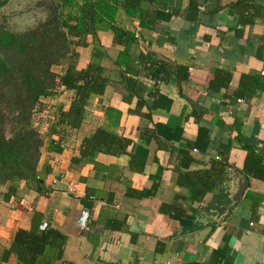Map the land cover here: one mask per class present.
I'll list each match as a JSON object with an SVG mask.
<instances>
[{
	"label": "crops",
	"instance_id": "0c3cea01",
	"mask_svg": "<svg viewBox=\"0 0 264 264\" xmlns=\"http://www.w3.org/2000/svg\"><path fill=\"white\" fill-rule=\"evenodd\" d=\"M149 9L153 28L120 12L118 23L137 37L126 51L112 31L89 37L104 49L109 84L90 99L80 129L66 131L62 153L42 150L48 194L20 182L5 201L1 187L0 258L39 212L67 237L57 264H264V0H159ZM150 52L188 78L137 74L134 59ZM91 60L90 49H79L75 68ZM73 98L61 88L50 100L67 110ZM98 128L129 141L127 152L74 162ZM249 149L259 160L252 172L244 169ZM247 179L227 215L226 207L207 211ZM83 208L88 232L78 227Z\"/></svg>",
	"mask_w": 264,
	"mask_h": 264
},
{
	"label": "trees",
	"instance_id": "16d2710c",
	"mask_svg": "<svg viewBox=\"0 0 264 264\" xmlns=\"http://www.w3.org/2000/svg\"><path fill=\"white\" fill-rule=\"evenodd\" d=\"M13 1L0 0V12ZM157 3L159 0H35L29 7L32 5L42 17L24 30L14 29L10 18L1 14L0 187L8 189L5 201L16 195L20 182L40 194L49 193L39 172L42 150L62 153L66 131L80 129L90 99L102 95L109 84L100 61L104 49L99 43L91 44L89 37H96L100 31H112L114 42L126 51L137 37L118 23L120 12L130 19H139L144 28H153L156 15L149 6ZM79 49H90L92 58L81 70L74 64ZM134 60L140 65L136 73H144L155 81H169L174 74H178V79L188 78L187 70L173 67L152 52ZM134 60L129 59L128 64ZM55 68H61L62 73ZM61 88L73 91L74 98L67 110L63 105L54 106L49 130L42 135L34 126V115L46 112L44 102L55 98ZM106 130L98 128L94 136L85 138L81 156L73 161L96 164L99 153H126L129 141ZM55 136L59 139H54ZM257 163L259 160L249 149L245 171L252 172ZM227 168L220 162L216 166L223 176ZM50 171L46 167L45 172ZM229 203V193L224 189L214 197L207 211L222 213ZM42 222V214L34 212L31 228L16 232L10 247L4 249L1 262L8 263L13 256L16 264H57L63 260L66 235L50 226L41 230Z\"/></svg>",
	"mask_w": 264,
	"mask_h": 264
},
{
	"label": "rangeland",
	"instance_id": "374dc122",
	"mask_svg": "<svg viewBox=\"0 0 264 264\" xmlns=\"http://www.w3.org/2000/svg\"><path fill=\"white\" fill-rule=\"evenodd\" d=\"M35 0H14L4 11L0 12L10 18L11 26L16 30H24L27 27L36 23V18H41L42 15L33 9L31 3ZM29 10V11H28ZM55 71L60 73V68H55ZM54 99V98H53ZM47 106V112H38L34 115V126L40 130L42 135H45L49 130L50 124L54 117V106L59 105L52 103V100H46L44 102ZM4 189L0 187V192Z\"/></svg>",
	"mask_w": 264,
	"mask_h": 264
},
{
	"label": "built area",
	"instance_id": "2783aa9c",
	"mask_svg": "<svg viewBox=\"0 0 264 264\" xmlns=\"http://www.w3.org/2000/svg\"><path fill=\"white\" fill-rule=\"evenodd\" d=\"M48 226L49 224L43 221L40 229L45 230L48 228ZM78 227L80 231L82 232L90 231V210L89 209L83 208L81 210L79 218H78Z\"/></svg>",
	"mask_w": 264,
	"mask_h": 264
},
{
	"label": "water",
	"instance_id": "95a60500",
	"mask_svg": "<svg viewBox=\"0 0 264 264\" xmlns=\"http://www.w3.org/2000/svg\"><path fill=\"white\" fill-rule=\"evenodd\" d=\"M248 185H249L248 179L244 180V181H239L238 190L236 192L232 193V196L230 197V203L226 206L225 215H227L229 213V211L232 209L234 203L240 199V197L243 195V193L246 190V188L248 187ZM225 215L223 217H225Z\"/></svg>",
	"mask_w": 264,
	"mask_h": 264
}]
</instances>
